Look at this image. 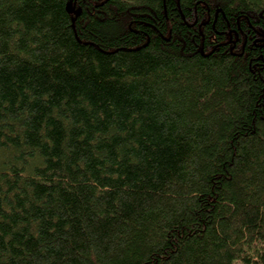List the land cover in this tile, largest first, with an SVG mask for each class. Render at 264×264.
<instances>
[{
  "label": "trees",
  "instance_id": "obj_1",
  "mask_svg": "<svg viewBox=\"0 0 264 264\" xmlns=\"http://www.w3.org/2000/svg\"><path fill=\"white\" fill-rule=\"evenodd\" d=\"M0 264H264V0H0Z\"/></svg>",
  "mask_w": 264,
  "mask_h": 264
}]
</instances>
